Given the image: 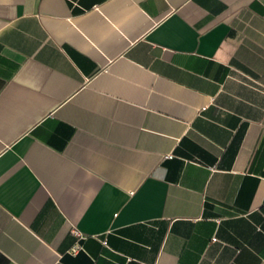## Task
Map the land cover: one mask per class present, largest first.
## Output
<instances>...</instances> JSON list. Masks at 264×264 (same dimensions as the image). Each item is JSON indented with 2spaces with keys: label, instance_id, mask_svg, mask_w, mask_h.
<instances>
[{
  "label": "crops",
  "instance_id": "obj_1",
  "mask_svg": "<svg viewBox=\"0 0 264 264\" xmlns=\"http://www.w3.org/2000/svg\"><path fill=\"white\" fill-rule=\"evenodd\" d=\"M0 264H264V0H0Z\"/></svg>",
  "mask_w": 264,
  "mask_h": 264
},
{
  "label": "built area",
  "instance_id": "obj_2",
  "mask_svg": "<svg viewBox=\"0 0 264 264\" xmlns=\"http://www.w3.org/2000/svg\"><path fill=\"white\" fill-rule=\"evenodd\" d=\"M72 232L75 234V236L78 237V239H82V235L79 233V231L75 228H72ZM83 247L79 244L75 245L73 248H72V252L74 253H77L78 251L82 250Z\"/></svg>",
  "mask_w": 264,
  "mask_h": 264
}]
</instances>
